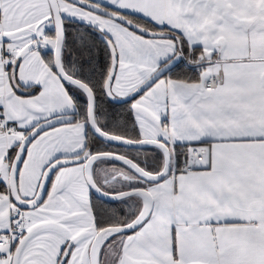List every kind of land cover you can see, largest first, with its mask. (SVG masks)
Here are the masks:
<instances>
[{
    "label": "snow or ice",
    "instance_id": "6c2138e0",
    "mask_svg": "<svg viewBox=\"0 0 264 264\" xmlns=\"http://www.w3.org/2000/svg\"><path fill=\"white\" fill-rule=\"evenodd\" d=\"M0 264H264V0H0Z\"/></svg>",
    "mask_w": 264,
    "mask_h": 264
}]
</instances>
